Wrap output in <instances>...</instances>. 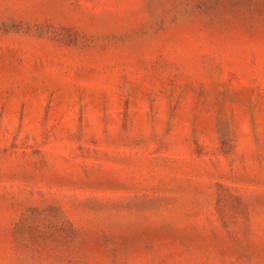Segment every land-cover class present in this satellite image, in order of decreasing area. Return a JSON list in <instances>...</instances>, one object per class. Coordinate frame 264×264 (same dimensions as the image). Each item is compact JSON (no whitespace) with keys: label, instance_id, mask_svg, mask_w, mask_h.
Listing matches in <instances>:
<instances>
[{"label":"rangeland","instance_id":"obj_1","mask_svg":"<svg viewBox=\"0 0 264 264\" xmlns=\"http://www.w3.org/2000/svg\"><path fill=\"white\" fill-rule=\"evenodd\" d=\"M0 264H264V0H0Z\"/></svg>","mask_w":264,"mask_h":264}]
</instances>
